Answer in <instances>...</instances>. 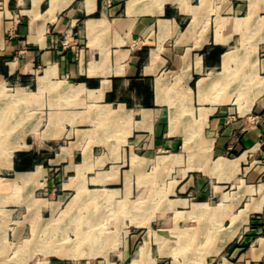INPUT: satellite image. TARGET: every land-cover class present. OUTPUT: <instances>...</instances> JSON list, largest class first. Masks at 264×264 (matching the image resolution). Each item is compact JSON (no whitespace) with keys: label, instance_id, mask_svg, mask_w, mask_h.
Instances as JSON below:
<instances>
[{"label":"crops","instance_id":"crops-1","mask_svg":"<svg viewBox=\"0 0 264 264\" xmlns=\"http://www.w3.org/2000/svg\"><path fill=\"white\" fill-rule=\"evenodd\" d=\"M0 85L34 104L0 191L57 194L0 204V258L32 232L45 264H188L172 236L215 243L201 264H264V0H0ZM158 193L162 227L132 218L107 246L105 203Z\"/></svg>","mask_w":264,"mask_h":264},{"label":"rangeland","instance_id":"rangeland-1","mask_svg":"<svg viewBox=\"0 0 264 264\" xmlns=\"http://www.w3.org/2000/svg\"><path fill=\"white\" fill-rule=\"evenodd\" d=\"M251 67H249L250 69ZM241 77L243 76L242 74L240 75ZM17 87L14 86L12 89H7L4 85H0V118H3L5 116L12 117L11 118V124L9 123V126L13 125L15 129L11 133V135L8 136L6 140L0 141V149H3V151H6L5 154H10V158L12 160L14 152L17 150V145L19 146V142L21 140V131H19V124L20 122L23 123L28 122L29 120H33L34 114L30 113L28 111H32L33 103L28 104L24 103L23 100H20L16 93L18 90L16 89ZM12 103V104H11ZM26 110V112L24 111ZM24 111V112H23ZM4 120V119H3ZM3 142V143H2ZM4 144V145H3ZM12 151L11 153H9ZM1 158V156H0ZM6 160V159H5ZM11 160H7L11 163ZM12 183V181H11ZM13 189L10 188V193L2 194L0 191V204L3 202H7L11 204L12 206L14 205H19V204H26L27 207L30 208V212H32V207L30 204L33 203V199L39 198L43 200H54V198L57 196L55 192H51L44 189H41L38 193L30 195V193H22L23 189L25 188L23 183L19 185H12ZM27 186V185H26ZM146 196V195H145ZM143 197L144 200L142 202H139L137 207H131L128 202H119V203H113V202H106L105 203V214L104 218L108 222H110V219L115 218L118 221L120 220L123 224L122 226H113L110 224L105 225L104 227V232L101 234H104L105 236V244L112 245L113 247H117L121 244V241L118 240L119 235H113V230H116V233L121 231V233H124L126 230H130L131 228L126 225L127 222L132 220L133 225L139 226V224H136L135 222L140 221V220H148L155 218L156 220H159V223L155 225V228H161L162 223L160 222L163 216H167L170 210L168 209H161L158 208L161 205H163L162 197L163 193H158L156 195H150ZM166 196V195H165ZM181 195H178L180 197ZM177 197V198H178ZM78 201V199H74L73 202ZM157 207V208H156ZM27 212V210H26ZM60 213V214H59ZM177 213V212H176ZM58 215V216H57ZM56 217H64L66 214L62 215V211L58 212ZM55 216V215H54ZM177 216V214H176ZM261 216V215H260ZM48 217V216H47ZM22 218V217H21ZM11 219H13V216H11ZM5 228L9 230V226H5ZM81 228V227H79ZM222 227H218V229H222ZM134 229V228H133ZM56 230L58 232V242L60 245H71L72 241L70 237L68 236L71 233V227L69 228L68 226H56ZM204 232V231H203ZM97 233V232H96ZM30 235V236H29ZM43 237L47 238L49 235L47 233H43ZM32 232L26 236L27 240L24 242H8L6 243V250H8V255L9 257H3L0 258V264H45L46 259L41 258L38 256H34V242L32 240ZM142 235L138 237L137 241L135 242L134 250H140L141 247H144L146 243H143ZM205 237V236H204ZM203 237V238H204ZM103 238V236H102ZM173 241L168 242L170 243L171 247L173 250L181 254L187 255L183 259L188 263V264H199L202 262L203 258H200L204 256L205 252L211 249L215 243H210V241H195V242H188V241H177V236L173 237ZM146 242L148 245L146 246L148 248H159L161 244L156 243L154 244L153 241L148 240L146 238ZM27 245H26V244ZM49 243H47L48 246ZM21 245V248L20 246ZM157 245V246H156ZM160 245V246H159ZM24 246V247H23ZM140 247V249H139ZM20 248V249H19ZM178 249V250H177ZM199 257H198V256ZM175 261H182L184 262L181 258H176L174 259ZM66 263V262H65ZM201 264V263H200Z\"/></svg>","mask_w":264,"mask_h":264},{"label":"bare ground","instance_id":"bare-ground-1","mask_svg":"<svg viewBox=\"0 0 264 264\" xmlns=\"http://www.w3.org/2000/svg\"><path fill=\"white\" fill-rule=\"evenodd\" d=\"M253 9H254V7H253ZM230 18V17H229ZM246 18V17H245ZM246 20H247V18H246ZM245 20V21H246ZM230 57H231V52L229 51V59H230ZM238 65V64H237ZM233 70V69H232ZM232 70L230 71V74L229 75H231V77L232 78H234V80H237V78L238 77H241L240 75L241 74H239L238 72H232ZM232 72V73H231ZM224 80H226V79H224ZM204 83V82H203ZM223 84V83H222ZM223 86V85H222ZM243 89V88H242ZM200 91V90H199ZM28 94V93H27ZM27 94L25 93V92H23L22 90H19L17 93H16V95H17V97L20 99V100H25L26 98H27ZM30 94V93H29ZM205 97H206V95H205ZM236 98V97H235ZM200 100H201V98H200ZM204 100H205V98H204ZM255 101V100H254ZM12 104V103H11ZM240 108V107H239ZM203 112V111H202ZM204 113V112H203ZM172 114V113H171ZM176 114V113H175ZM179 115V114H178ZM11 118L12 117H9L8 116V114H7V116H5V117H3V118H0V141H2L3 140V142H4V140H6L7 138H8V136L9 135H11V133L13 132V130L15 129V127L13 126V125H11V126H9V123L11 124ZM4 119V120H3ZM172 119H175L174 118V116H173V118ZM171 119V120H172ZM175 121V120H174ZM201 121V120H200ZM199 121V122H200ZM177 123V122H176ZM201 123H202V121H201ZM200 126V125H199ZM2 142V143H3ZM1 143V142H0ZM4 145V144H3ZM20 146V145H19ZM19 146L17 145L16 147H17V149H19ZM207 147H208V145H207ZM12 151H10L9 153H11ZM6 153V151H3V149H0V156L2 157V158H4V159H6V160H11V156H10V154H5ZM247 153V152H246ZM210 154V153H209ZM211 155V154H210ZM210 155L208 156V158L210 157ZM194 156V155H193ZM197 156V155H196ZM207 156V155H206ZM243 157H245V155L243 156ZM199 158V157H198ZM209 160V159H208ZM240 160V158L239 159H237L236 161L238 162ZM195 161V160H194ZM208 161H206V163H207ZM190 163H191V159H190ZM216 163V164H215ZM214 164H215V166H217V167H221V168H229V165H232L231 164V162H229L228 160H226V158L225 159H223V158H220V159H218L216 162H215ZM193 164V163H192ZM191 165V164H190ZM204 165H205V163H204ZM39 167V166H38ZM206 167V166H205ZM203 168V167H202ZM215 169H216V167H215ZM34 173H35V171H34ZM32 174V173H31ZM30 174V175H31ZM16 178V177H15ZM30 179V178H29ZM25 182V178L24 177H22V176H18L15 180H13V182H12V185H19V184H22V183H24ZM11 183V182H10ZM262 184V183H261ZM262 189V188H261ZM125 196V195H124ZM117 198V197H116ZM128 198V197H127ZM123 201V200H122ZM125 201H127V200H125ZM117 202V201H116ZM114 203V202H113ZM129 203V202H128ZM264 206V205H263ZM253 207H254V205H253ZM255 208V207H254ZM258 211V210H257ZM235 224V223H234ZM35 229H36V227H35ZM170 235V234H169ZM156 242L157 243H159V244H161L162 242H163V239H164V236L161 234V233H156ZM29 240V239H28ZM28 240H27V242H28ZM77 241H79V240H77ZM26 244V243H25ZM4 245V244H3ZM27 245V244H26ZM20 246V248H21V245H19ZM75 246H77V245H75ZM80 246V245H79ZM79 246H78V248H79ZM24 247V246H23ZM2 248H3V246H2ZM19 248V249H20ZM45 248V247H44ZM58 248V247H57ZM51 249V248H50ZM56 249V248H55ZM139 249H140V247H139ZM46 250H48L47 248H46ZM53 250V249H52ZM142 252H145L146 250H147V247L146 246H144V247H142ZM160 250V249H159ZM76 251V250H75ZM49 252V251H48ZM53 252V251H52ZM57 252V251H56ZM96 252V251H95ZM161 253V252H160ZM72 254V253H71ZM140 255H141V253H140ZM141 257V256H140ZM136 259V258H135ZM154 259V258H153ZM156 259V258H155ZM151 262H152V260H150ZM154 261H156V260H154ZM180 264V263H179Z\"/></svg>","mask_w":264,"mask_h":264},{"label":"built area","instance_id":"built-area-1","mask_svg":"<svg viewBox=\"0 0 264 264\" xmlns=\"http://www.w3.org/2000/svg\"><path fill=\"white\" fill-rule=\"evenodd\" d=\"M263 144H264V142H263Z\"/></svg>","mask_w":264,"mask_h":264}]
</instances>
